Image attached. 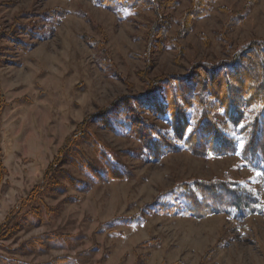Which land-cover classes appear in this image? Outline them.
<instances>
[{"label":"rangeland","instance_id":"rangeland-1","mask_svg":"<svg viewBox=\"0 0 264 264\" xmlns=\"http://www.w3.org/2000/svg\"><path fill=\"white\" fill-rule=\"evenodd\" d=\"M194 1L108 10L95 0H0V264H264L263 214L235 221L167 207L172 188L197 180L246 182L264 203V173L238 156L186 148L143 159L136 139L93 121L162 75L213 65L264 41V0H215L191 20ZM55 9L64 15L52 30L39 28L42 39L15 35L21 24L48 26L42 16ZM6 32L29 47L8 44ZM94 142L126 177L91 180L83 190L75 183L87 160L100 166ZM47 171L57 176L52 185L42 184Z\"/></svg>","mask_w":264,"mask_h":264},{"label":"trees","instance_id":"trees-1","mask_svg":"<svg viewBox=\"0 0 264 264\" xmlns=\"http://www.w3.org/2000/svg\"><path fill=\"white\" fill-rule=\"evenodd\" d=\"M95 1L108 10L128 7L132 10L151 3V0ZM214 1L195 0L188 16L191 20L206 16ZM63 15L62 10L47 11L42 17L48 26L40 25L34 30L21 24L15 35L42 39L46 34L39 28L52 30ZM15 35L6 32L1 39L27 49L30 44L22 43ZM141 109L162 125L142 117L138 113ZM112 115L119 121L113 122ZM96 116L93 121L98 120L97 123L108 131L136 139L144 153L143 159L156 161L186 148L200 156H238L245 167L264 173V41L251 42L216 64H196L185 74L162 75L149 82L143 93L120 97ZM94 143L100 166L87 160L89 164L87 162L83 168L87 176L82 175L84 179L76 183L74 179L69 180L72 184L83 185V190L91 180L103 182L126 177L120 169L121 163L107 154L105 147ZM1 156L0 183L5 169ZM49 172L42 184L47 181L52 185L57 181V176L52 177ZM207 182L210 183L203 180L181 182L172 192L170 188L168 192L173 197V208L167 206L170 213L193 217L224 213L235 221L256 213L264 215V203L250 184L231 179ZM42 184L33 188L38 194L46 190ZM182 199L183 205L179 202Z\"/></svg>","mask_w":264,"mask_h":264},{"label":"snow or ice","instance_id":"snow-or-ice-1","mask_svg":"<svg viewBox=\"0 0 264 264\" xmlns=\"http://www.w3.org/2000/svg\"><path fill=\"white\" fill-rule=\"evenodd\" d=\"M189 131H191V129H189ZM240 147H242V148L244 147L243 143L240 144Z\"/></svg>","mask_w":264,"mask_h":264}]
</instances>
